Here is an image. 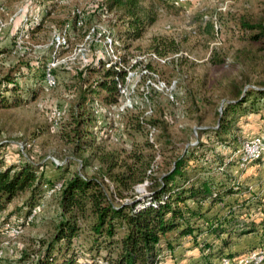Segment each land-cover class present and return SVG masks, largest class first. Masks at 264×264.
<instances>
[{"label": "rangeland", "instance_id": "374dc122", "mask_svg": "<svg viewBox=\"0 0 264 264\" xmlns=\"http://www.w3.org/2000/svg\"><path fill=\"white\" fill-rule=\"evenodd\" d=\"M101 1L104 0H0V7L4 9L0 14L3 22L8 23L10 17L22 8L26 9L27 21L9 23L3 31L0 49L10 51L0 55V83L11 74L19 76L16 81L18 85H21L22 89L33 90L35 95L34 99L30 98L17 107H0V144L4 145L0 150V160L5 165H20L26 161L42 165L44 179H51L56 183L55 185L60 184V186L76 173L101 179L103 174L101 164L96 159L90 158L88 151L75 152L73 142L76 119L91 118L90 107L80 106L83 89L85 85L90 86L94 79L99 77V73L92 75L90 71L85 72V68L90 65H100L101 56L93 53L85 62L69 68L56 69L54 75L57 85L52 89L46 88L41 80L40 82L29 80L24 74L27 64L33 67L42 66L44 70V64L48 60L47 51H41L36 47L47 44L66 21L72 20L76 9H81L86 14L87 24L94 23L117 31L120 20L114 13L101 16L98 14ZM172 1L161 0L159 3L157 0H142L144 5H151L155 9V23L147 28L139 40L129 42L128 49H123V43L115 41L117 50L125 56L152 51V43L158 39L174 43L178 49L175 53H186L197 60L193 62L183 57L166 66L153 63L155 69L165 79L178 78L176 92L178 106L170 104L161 95H151L154 114L146 123L155 122L157 127L153 137L161 151L162 160L158 164L159 169L167 166L174 155L186 149L191 150L199 143L219 152L217 146L213 147V141L207 138L209 134L207 131L216 127L220 114H223L226 107L225 101L231 98L233 88L237 85L244 90L264 88L262 56L254 52V47L246 46L236 25L241 17L263 19L264 0H193L184 8L170 6ZM210 22L220 26L218 33L206 31V24ZM23 24L27 26V30L24 31L28 36L25 48L14 53V39L22 30ZM37 24L39 28L29 32L32 26ZM80 39L81 34L75 41H71L72 45ZM241 49L242 53L239 54L238 51ZM213 53L214 57L223 63L218 65L213 63L211 61ZM5 87L7 86L4 82L0 84V103L7 98L12 101L11 92L6 91ZM136 97L140 98V92ZM96 102L105 105L99 100L93 101ZM254 107L257 112H251L246 117L242 116L241 112L239 116L233 115L238 126L240 125L236 131L237 137L253 135L264 137V100L256 101ZM56 109L62 112V118L60 126L54 129L51 121ZM126 118H124V131L117 133L113 131L120 137L114 139L101 137L103 141H96L97 145H101L104 151L129 153L131 150L142 149L143 152L148 151L147 153L152 154V150H146L145 144L147 139L149 140L146 130L145 132L136 130L133 118L130 116ZM173 148L175 151L172 150ZM204 150L199 147L198 151L202 153ZM228 153L233 157L235 155V151L226 154ZM219 154L221 155V152ZM81 163H86V166L82 167ZM104 184L108 190L113 189L111 182L105 181ZM142 184L135 186L133 192L125 195L123 199L114 200L129 203L132 200L143 199L148 195L149 189ZM26 195L27 193L19 195L5 211L0 212V225L24 216V209L21 211L18 209L26 199ZM217 209L218 206L213 212L215 213ZM62 215L60 190L56 189L50 197L43 199L41 212L24 226L18 238H5L0 234L1 248L6 242L19 243L16 253L1 259L0 264H36V257L43 246L54 237ZM80 225V236L73 240V248L79 257L76 264H85L90 262L89 230L87 223L82 222ZM197 237L196 241L202 239V236ZM166 239L170 244L166 247L164 240L161 241L163 252L160 254V264H216L217 262L215 259L205 262L200 248H194L191 236L179 237L173 232ZM249 239L243 238L236 242L231 248L232 251L248 245L251 241ZM208 253L209 251H205V255ZM98 264L104 262L99 260Z\"/></svg>", "mask_w": 264, "mask_h": 264}, {"label": "trees", "instance_id": "16d2710c", "mask_svg": "<svg viewBox=\"0 0 264 264\" xmlns=\"http://www.w3.org/2000/svg\"><path fill=\"white\" fill-rule=\"evenodd\" d=\"M169 5L180 8L172 3ZM111 13L120 20V27L117 31L111 29V33L115 41L123 43V49H128L129 42L139 40L147 28L156 21L155 9L151 5H144L142 0L101 1L98 14L101 16ZM214 25L217 26V31ZM236 25L241 32L242 41L246 46L254 47V52H258L264 61V18L253 20L241 17ZM38 28L37 24L32 26V30H28L30 32ZM218 29L220 30V26L216 23L206 24L208 32L218 33ZM151 48L162 57L178 51L174 43L158 39L153 41ZM9 51L0 49V55ZM238 53L241 54L242 49ZM214 56L213 53L211 58L213 63L217 65L223 63ZM100 60V65L85 68V72L90 71L92 75L99 73V77L94 79L90 86L85 85L83 89L80 106L90 107L91 118L76 119L73 142L74 151H88L89 157L101 164L103 174L101 179H98L76 173L62 184L60 189L62 218L55 229L54 237L43 246L35 263L76 264L79 257L73 248V240L80 236L82 222L87 223L90 238L88 247L90 262L85 264H98L99 260L104 264H160V254L163 252L161 241L164 240L165 246L168 247L170 243L166 238L173 232L179 237L191 236L194 248H200L205 262H211V259L218 260L223 256L233 257L227 253L233 240L250 231L245 230L242 225L239 228L221 227L223 222L218 216L219 208L215 213L211 212L217 205L223 209L226 206V197L234 193L231 185L214 175L215 169L225 163L218 152L211 150L208 145L207 147L199 143L191 150L186 149L174 155L167 166L159 169L158 164L161 163L162 157L156 140L154 142L157 149H154L148 139L145 144L146 150H152V154L147 153L148 151L145 153L142 149L131 150L129 153L104 151L101 145H97L96 141H103L101 137L109 138V135L95 129L91 111L93 101L99 100L103 104H114L118 101L115 72L105 68L104 61ZM43 73L42 66L33 67L30 64H27L24 72L29 80L34 79L36 82L41 80L42 83ZM11 75L1 83L4 82L7 86L6 91L11 92L12 101L4 99L0 107H17L30 98H35L33 90L22 89L21 85H18L16 81L19 76ZM258 100H264V88L244 90L240 85L233 88L231 98L225 101L226 107L223 114H220L216 127L207 131L209 133L207 138L213 141V147L229 148L235 143L239 126L233 115L241 112L242 116L246 117L251 112H257L254 104ZM255 106L259 108L258 104ZM140 115L141 109L129 113L124 118L130 116L136 130L147 132V127L139 122ZM51 124L54 128L52 121ZM148 124L157 130L155 122L150 121ZM2 146L4 145L0 144V150ZM199 147L205 150L200 153ZM172 150L175 151L174 148ZM157 151L160 159L153 166L150 175H147ZM81 164L82 167L86 166V163ZM229 165L231 162H226V166ZM42 168V165L30 161L20 165H5L0 160V212L5 211L19 195L27 193L26 199L18 209V211L24 209V216L15 218L16 221L21 220L44 199L46 191L53 188L56 183L51 179H44ZM222 174L225 178L224 171ZM145 179L149 180L146 197L129 203L114 200L115 198L121 200L125 195H129L135 186L143 183ZM105 181L111 182L112 190L106 188ZM187 201L196 202V209H191ZM206 201L209 207L203 209V203ZM197 236H202V239L196 241ZM205 251L209 253L205 255Z\"/></svg>", "mask_w": 264, "mask_h": 264}, {"label": "built area", "instance_id": "2783aa9c", "mask_svg": "<svg viewBox=\"0 0 264 264\" xmlns=\"http://www.w3.org/2000/svg\"><path fill=\"white\" fill-rule=\"evenodd\" d=\"M193 0H173L175 7L184 8ZM4 9L0 7V14ZM26 9L22 8L13 14L8 23L2 21L0 17V39L7 24L26 21ZM27 22V21H26ZM86 14L81 9L73 12L72 20L66 21L62 27L54 33L51 40L45 44L37 46L41 51H47L48 60L44 67L43 84L46 88L52 89L57 85V79L54 71L60 67L69 68L77 63L85 62L89 55L95 53L100 55L104 61V67L112 69L114 80L118 91V101L114 104H97L93 103L91 107L94 119L95 129L106 132L109 137H120L113 131L122 132L125 129L123 119L126 115L141 109L139 122L147 127V136L157 149L154 142V134L157 130L155 127L147 124L146 121L154 114V107L151 95L158 94L163 96L170 104L178 106L177 85L178 78L165 79L162 74L155 69L153 63L159 66H166L171 62H177L180 58H187L193 62L197 60L186 53H175L172 56L162 57L157 53L150 51L148 53H138L137 55L124 56L117 50L115 40L111 30L98 24H87ZM215 31L217 26L214 25ZM26 24L22 25V30L14 39L13 52L24 50L26 43L25 31ZM81 34V39L72 45L71 41H75ZM140 89V91H139ZM140 92V98L136 95ZM62 112L56 109L52 115L53 127H59V121ZM117 140V138H115ZM22 148V147H21ZM236 166L238 171H243L249 166L256 164L264 159V137L253 135L242 139L239 147L235 151ZM160 159L159 152H156L154 162L147 172L150 175L154 164ZM237 171V172H238ZM143 186H149V180L143 181ZM60 184L46 191L45 198L53 194L56 189L60 190ZM237 189V184L233 185V190ZM43 208V200L35 206L30 213L21 220H9L0 225V234L5 238L16 239L21 234L25 225H28L33 218L38 215ZM19 243L9 244L6 242L4 247H0V260L7 255L13 256L18 250ZM216 264H264V246L252 249L245 254L219 258Z\"/></svg>", "mask_w": 264, "mask_h": 264}, {"label": "crops", "instance_id": "0c3cea01", "mask_svg": "<svg viewBox=\"0 0 264 264\" xmlns=\"http://www.w3.org/2000/svg\"><path fill=\"white\" fill-rule=\"evenodd\" d=\"M235 137V143L231 147L218 148L225 163L214 171V175L231 185L232 189L233 185L237 184V189L234 190V193L226 197V206L222 209L217 205L219 208L218 216L223 222L221 227L227 228L233 226L234 228H239L242 225L245 230L250 231L248 234L233 240L227 250V253H230L232 256L242 255L252 249L264 246V159L243 171H238L236 155L233 157L229 153L228 155L226 153L229 151L234 153L239 147L241 139L247 137H237V135ZM224 154L226 155L224 156ZM226 162H231V165L226 166ZM223 171L225 178L222 177ZM187 204L191 209H196L197 207V203L194 201H187ZM203 206L209 207L208 201L203 203ZM214 208L211 209V212H213ZM243 238H250L249 240L251 241L245 247L239 250L233 249L234 251H232L233 245Z\"/></svg>", "mask_w": 264, "mask_h": 264}]
</instances>
